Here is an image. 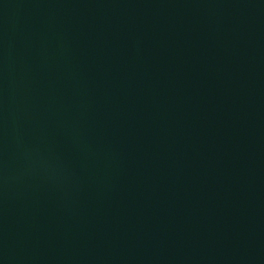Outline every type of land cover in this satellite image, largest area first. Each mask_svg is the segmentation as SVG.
Returning <instances> with one entry per match:
<instances>
[{
    "label": "water",
    "instance_id": "obj_1",
    "mask_svg": "<svg viewBox=\"0 0 264 264\" xmlns=\"http://www.w3.org/2000/svg\"><path fill=\"white\" fill-rule=\"evenodd\" d=\"M0 264H264V0H0Z\"/></svg>",
    "mask_w": 264,
    "mask_h": 264
}]
</instances>
